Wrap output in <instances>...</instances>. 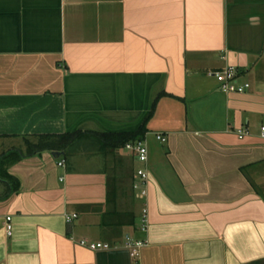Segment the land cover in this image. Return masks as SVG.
Wrapping results in <instances>:
<instances>
[{
  "label": "crops",
  "instance_id": "0c3cea01",
  "mask_svg": "<svg viewBox=\"0 0 264 264\" xmlns=\"http://www.w3.org/2000/svg\"><path fill=\"white\" fill-rule=\"evenodd\" d=\"M262 126L264 0H0V264H264Z\"/></svg>",
  "mask_w": 264,
  "mask_h": 264
},
{
  "label": "built area",
  "instance_id": "2783aa9c",
  "mask_svg": "<svg viewBox=\"0 0 264 264\" xmlns=\"http://www.w3.org/2000/svg\"><path fill=\"white\" fill-rule=\"evenodd\" d=\"M207 75L210 77H213L217 80V82L220 85V89L226 93V94H245L249 88L250 84L248 83H241L239 81V72L236 68L234 67H227L219 70H210L207 72ZM239 137L242 139L245 135L248 134L247 131L240 130L239 132ZM261 134L262 137H264V126L261 128ZM156 139L160 141L161 143H165L167 141L166 137L163 136L162 134H157ZM126 147L129 150H132L135 152L138 162L144 166V168L139 169L137 171V175L142 180L144 185L148 184L149 180V172L148 169L146 168L149 162V148L147 141L145 138L143 140H138L136 142L128 143ZM58 166L64 167L65 166V161L61 160L58 163ZM77 215H71L67 217L68 222H72ZM11 217L7 218V224H6V232L8 236H12L13 234V227L11 225ZM142 232H147L148 230V217H147V212H144L143 215V220H142V226H141ZM81 246L87 247L90 250H111L112 246L108 244H102V243H89L87 241H81L80 242ZM147 245V241H130L128 243V249L131 253V256L133 258H137L140 256L141 249Z\"/></svg>",
  "mask_w": 264,
  "mask_h": 264
},
{
  "label": "trees",
  "instance_id": "16d2710c",
  "mask_svg": "<svg viewBox=\"0 0 264 264\" xmlns=\"http://www.w3.org/2000/svg\"><path fill=\"white\" fill-rule=\"evenodd\" d=\"M146 131L147 130L144 125L137 132L133 133L99 134V141L101 143L104 142L105 146L113 143V147L118 149L125 147L128 143L143 140L146 136ZM84 135L88 134L77 132L63 135H47L41 137L40 139L43 147H51L54 151L66 152L76 139L83 137Z\"/></svg>",
  "mask_w": 264,
  "mask_h": 264
},
{
  "label": "rangeland",
  "instance_id": "374dc122",
  "mask_svg": "<svg viewBox=\"0 0 264 264\" xmlns=\"http://www.w3.org/2000/svg\"><path fill=\"white\" fill-rule=\"evenodd\" d=\"M127 149H128V148H127ZM128 150H129V149H128ZM123 153L126 154V153H129V151H127V150L124 149V152H123ZM138 224H140V225L142 224V223H141V220H138Z\"/></svg>",
  "mask_w": 264,
  "mask_h": 264
},
{
  "label": "water",
  "instance_id": "95a60500",
  "mask_svg": "<svg viewBox=\"0 0 264 264\" xmlns=\"http://www.w3.org/2000/svg\"><path fill=\"white\" fill-rule=\"evenodd\" d=\"M240 73H241V72H239V74H240ZM149 180H150V183H151V182H153V180H152V178H151V177H149Z\"/></svg>",
  "mask_w": 264,
  "mask_h": 264
}]
</instances>
